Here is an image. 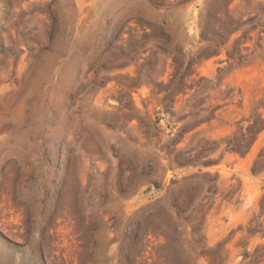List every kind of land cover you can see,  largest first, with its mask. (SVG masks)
Returning <instances> with one entry per match:
<instances>
[{"label": "rangeland", "instance_id": "obj_1", "mask_svg": "<svg viewBox=\"0 0 264 264\" xmlns=\"http://www.w3.org/2000/svg\"><path fill=\"white\" fill-rule=\"evenodd\" d=\"M0 264H264V0H0Z\"/></svg>", "mask_w": 264, "mask_h": 264}]
</instances>
